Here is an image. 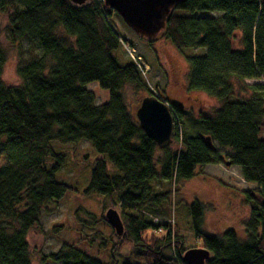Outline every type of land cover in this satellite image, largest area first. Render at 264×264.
Wrapping results in <instances>:
<instances>
[{"label":"trees","instance_id":"16d2710c","mask_svg":"<svg viewBox=\"0 0 264 264\" xmlns=\"http://www.w3.org/2000/svg\"><path fill=\"white\" fill-rule=\"evenodd\" d=\"M8 11V36L20 48L21 84L3 81L6 54L0 42V264H31L28 233L40 224L43 211L72 189L56 181L65 160L58 147L82 142L103 156L95 160L85 194L102 195L118 206L125 232L114 236L131 246L120 256L115 245L108 264H187L184 253L198 243L210 252L206 264H264V84L246 85L264 79V0H184L173 9L159 36L181 52L205 50L186 55L188 87L214 98L219 107L195 114L172 104L179 147L161 149L157 160L160 149L128 108L124 90L155 94L131 60L121 64L115 57L124 50L122 41L128 43L113 26L116 12L103 0L82 6L70 0H0V12ZM91 83L109 92L106 103L97 104L86 89ZM241 85L249 96L238 93ZM216 146L229 149L231 165L255 184L246 192V239L233 230L222 237L205 234V206L195 202L187 208L189 242L154 218L170 216L173 189L193 178L198 166L219 162ZM107 160L116 174H109ZM158 230L165 235L157 236ZM49 259L107 264L73 244H63Z\"/></svg>","mask_w":264,"mask_h":264},{"label":"rangeland","instance_id":"374dc122","mask_svg":"<svg viewBox=\"0 0 264 264\" xmlns=\"http://www.w3.org/2000/svg\"><path fill=\"white\" fill-rule=\"evenodd\" d=\"M9 14H11L9 11L0 12V42L6 54L3 81L8 86H19L21 79L17 73V65L20 48L12 44L8 36ZM112 23L120 37L128 40V43L123 42L129 44L148 64L146 78L155 96L170 107L176 104L195 114L200 112L211 114L217 110L219 103L214 98L188 87L190 66L186 55H204V49L181 52L161 36L155 38L152 43H147L116 13ZM26 49L27 45L23 44L21 50L25 53L24 57L28 56ZM115 57L121 64H127L130 60L123 49L117 51ZM247 84H264V79L247 81ZM245 87L241 85L238 93L249 96L251 92ZM86 89L94 93L97 104L108 101L109 92L100 88L97 83L88 84ZM124 96L128 108L136 115L145 94L129 86L124 90ZM177 127L181 129L180 121ZM260 138L264 139V125ZM178 145L174 138L170 147L177 149ZM58 149L65 152V160L62 169L56 173V181L65 183L72 189L63 201L48 206L42 213L40 224L28 233L31 264H57L50 261L49 257L57 253L63 244H73L88 256L107 264L112 262L111 251L115 245H118L117 252L120 256H127L131 252V246L120 244L114 236V229L104 220L110 209L119 213L118 206L102 195L85 194L95 160L103 156L85 142L60 146ZM216 151L218 163L205 167L198 166L193 178L182 182L178 189H173L170 216L158 214L154 218L155 223L170 224L174 232L179 231L189 242L193 241V235L187 208L195 202L205 206L202 224L205 234L222 237L227 231L233 230L241 240L246 239L244 224L249 218V207L245 202L246 192L253 190L255 184L244 180L238 166L227 165L231 155L229 149L216 146ZM162 156L163 152L160 149L156 154V160ZM107 166L109 174L117 173L108 160ZM156 235L163 236L165 232L158 230ZM196 248H201V244L198 243Z\"/></svg>","mask_w":264,"mask_h":264},{"label":"water","instance_id":"95a60500","mask_svg":"<svg viewBox=\"0 0 264 264\" xmlns=\"http://www.w3.org/2000/svg\"><path fill=\"white\" fill-rule=\"evenodd\" d=\"M82 6L87 0H70ZM106 7L116 12L123 22L139 37L147 40L157 38L165 29L170 14L184 0H103ZM136 118L146 136L159 149L170 147L175 138V122L171 107L156 96L145 97L136 111ZM208 142L211 143L210 138ZM231 165V162H227ZM107 222L118 236H123L124 224L117 210L106 213ZM210 252L204 248L188 250L183 255L187 264H206Z\"/></svg>","mask_w":264,"mask_h":264},{"label":"built area","instance_id":"2783aa9c","mask_svg":"<svg viewBox=\"0 0 264 264\" xmlns=\"http://www.w3.org/2000/svg\"><path fill=\"white\" fill-rule=\"evenodd\" d=\"M122 45H123L124 50L129 55L130 60L136 65V68L142 74V76L146 78V75L149 71L148 64L145 62V60L141 56L137 54V52L129 44L122 41Z\"/></svg>","mask_w":264,"mask_h":264}]
</instances>
